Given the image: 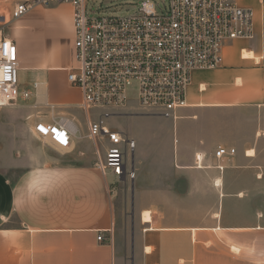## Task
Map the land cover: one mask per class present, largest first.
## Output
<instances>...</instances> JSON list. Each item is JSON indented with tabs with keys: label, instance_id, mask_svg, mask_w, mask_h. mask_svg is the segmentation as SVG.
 <instances>
[{
	"label": "crops",
	"instance_id": "obj_1",
	"mask_svg": "<svg viewBox=\"0 0 264 264\" xmlns=\"http://www.w3.org/2000/svg\"><path fill=\"white\" fill-rule=\"evenodd\" d=\"M238 4L253 12L254 38L226 42L221 67L192 71L175 118L115 112L163 122L133 138L135 178H121L113 203L68 80L73 8L37 7L7 28L31 96L0 108V264H264V0ZM59 117L76 126L63 151L35 133ZM220 147L236 152L218 159Z\"/></svg>",
	"mask_w": 264,
	"mask_h": 264
},
{
	"label": "built area",
	"instance_id": "obj_2",
	"mask_svg": "<svg viewBox=\"0 0 264 264\" xmlns=\"http://www.w3.org/2000/svg\"><path fill=\"white\" fill-rule=\"evenodd\" d=\"M90 0H16L12 8L0 5V108L15 105L20 92V56L7 28L37 7L69 4L73 8L75 67L69 83L82 92L81 110L89 126L88 138L94 145L96 167L105 178L110 202L119 194L121 178H135L128 155L136 141L114 130L107 120L130 101L128 88L137 84L136 103L148 113L175 118L186 103V90L195 69L214 70L223 62L226 42L254 38L250 9L238 0H142L138 13L131 16L91 17ZM54 109L53 106H50ZM92 111H99L96 119ZM35 133L59 150L72 145L76 126L66 117L39 122ZM220 147L216 157L234 154ZM223 169V167H219ZM106 240L104 233L98 241Z\"/></svg>",
	"mask_w": 264,
	"mask_h": 264
},
{
	"label": "rangeland",
	"instance_id": "obj_3",
	"mask_svg": "<svg viewBox=\"0 0 264 264\" xmlns=\"http://www.w3.org/2000/svg\"><path fill=\"white\" fill-rule=\"evenodd\" d=\"M164 1L167 5L169 4V0H159ZM142 0H90L89 1V11L91 17H100V16H131L135 13H138L140 4ZM241 7V6H240ZM243 8V7H242ZM18 79H19V88L21 87V74L18 73ZM128 92L130 95V101L128 103V106H132L134 108H137L136 103V94H137V84L133 83L129 88ZM121 110V109H120ZM99 114V111H92L93 118L96 119ZM115 116H111L107 122L108 124L117 131L123 132L127 134L131 138H136L138 141L145 140L147 136H150L151 134H157V130L161 123L163 122V119L160 118H147V117H126L121 113H114ZM240 116H243V114L232 111L225 115L227 118H231L233 120H238ZM170 120V119H169ZM170 122V121H169ZM169 137V134L168 136ZM91 152L93 154L94 152V145L91 142ZM63 151V150H62ZM129 160V166L128 168H131V156L128 155ZM110 184H113L116 182V179L109 175L108 177ZM123 190V189H122ZM130 192V191H129ZM119 198V197H118ZM130 199V193L128 195V200ZM127 201V200H126ZM127 212V210H126ZM128 212H131L130 209H128ZM129 232V230H128ZM130 236V234H129Z\"/></svg>",
	"mask_w": 264,
	"mask_h": 264
},
{
	"label": "bare ground",
	"instance_id": "obj_4",
	"mask_svg": "<svg viewBox=\"0 0 264 264\" xmlns=\"http://www.w3.org/2000/svg\"><path fill=\"white\" fill-rule=\"evenodd\" d=\"M252 154V153H251ZM150 213H145V216H144V220H150V216H149Z\"/></svg>",
	"mask_w": 264,
	"mask_h": 264
}]
</instances>
